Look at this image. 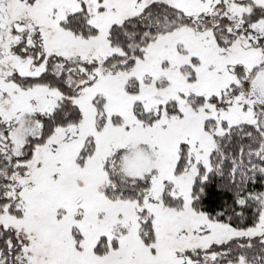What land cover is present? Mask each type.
Instances as JSON below:
<instances>
[{
  "label": "snow or ice",
  "instance_id": "snow-or-ice-1",
  "mask_svg": "<svg viewBox=\"0 0 264 264\" xmlns=\"http://www.w3.org/2000/svg\"><path fill=\"white\" fill-rule=\"evenodd\" d=\"M0 264H264V0H0Z\"/></svg>",
  "mask_w": 264,
  "mask_h": 264
}]
</instances>
